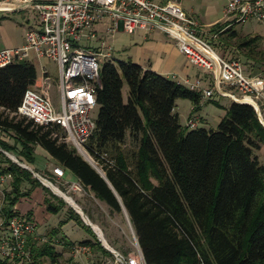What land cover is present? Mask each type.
<instances>
[{
    "label": "trees",
    "instance_id": "trees-1",
    "mask_svg": "<svg viewBox=\"0 0 264 264\" xmlns=\"http://www.w3.org/2000/svg\"><path fill=\"white\" fill-rule=\"evenodd\" d=\"M225 24L215 23L210 30ZM221 33L228 39L236 32L230 25ZM258 40V35L243 36L235 50L253 58ZM254 59L264 72L263 62ZM35 77L33 64L26 60L0 67V131H10L14 138L12 144L0 140L2 150L13 151L17 144L16 155L30 163L37 145L110 211L121 212L122 205L146 264H264V127L249 104L230 101L215 130L187 128L173 111L175 100L187 98L194 111L201 99L198 91L129 59L105 62L94 86L95 128L87 140L103 179L58 139L62 133L56 125H39L14 114ZM261 147L259 159L256 151ZM2 161L0 175L8 174L11 180L1 208L5 223L16 214L11 207L27 195L21 190L24 183H30L29 189L46 188L28 170L6 157ZM53 197L55 202L43 198L50 213L64 203ZM67 219L94 236L76 214ZM63 223L39 244L27 238L33 260L46 257L57 263L52 239ZM59 239L72 246L63 236ZM77 244L88 246L95 264L100 256L112 257L94 237ZM0 264L14 263L0 259ZM67 264L77 263L68 258Z\"/></svg>",
    "mask_w": 264,
    "mask_h": 264
},
{
    "label": "built area",
    "instance_id": "built-area-1",
    "mask_svg": "<svg viewBox=\"0 0 264 264\" xmlns=\"http://www.w3.org/2000/svg\"><path fill=\"white\" fill-rule=\"evenodd\" d=\"M0 3L8 4L10 8L5 10L10 12L29 7L37 18L35 27L25 29L19 46L0 49V67L26 60L36 66L35 73L43 88L39 91L34 83L25 88L14 114L39 125H56L62 133L58 139L93 163L87 140L95 128L91 112L96 108L94 86L99 83L97 58L107 61L112 58L110 52L96 51L86 44L96 39L95 25L107 21L105 18L111 22L106 30L109 33L118 28V22L128 33L150 26L165 32L176 41L178 50L190 64L202 74L210 75L211 88L200 89V79L196 78L188 82L189 89H199L204 98L217 93L234 102H248L257 109L264 124V72H247L238 58L220 55L209 40L197 33L195 22L175 0H0ZM248 19L264 21V0H225L221 21L225 26L206 34L210 40L217 39L224 28ZM99 46L104 47L102 42ZM41 60L51 61L58 72L56 95L60 109H55L50 101V77ZM195 126L196 121L188 118L186 127ZM50 171L57 179L63 177V168L59 165L52 166ZM8 178V174H1L0 183ZM66 187V191L76 193L83 189L78 181L66 182ZM4 230L0 235V259L12 263L17 258L29 260L31 253L26 242L27 238H34L33 222L12 215L5 221ZM132 237L136 243L133 233ZM72 251L73 257L80 261V254L87 253L89 248L77 244ZM113 264L146 263L140 253L129 252L121 258L113 256Z\"/></svg>",
    "mask_w": 264,
    "mask_h": 264
},
{
    "label": "rangeland",
    "instance_id": "rangeland-1",
    "mask_svg": "<svg viewBox=\"0 0 264 264\" xmlns=\"http://www.w3.org/2000/svg\"><path fill=\"white\" fill-rule=\"evenodd\" d=\"M156 1H158V0H156ZM5 9H7V8L0 7V49H2L4 47H17V46H19L22 42V37H23V33H24L25 29H27L28 27H35V25L37 23V18L34 15L31 8H29V7L14 10L11 12L7 11ZM105 19L107 20V22L109 21V23L111 25L110 20H108L107 18H105ZM232 29L235 30V32H236L235 36L232 38L226 39V37L224 38V36L226 34H222V33L219 34L217 39H211L210 40L209 36L207 34H204L203 37L205 39L209 40L211 45H213L215 50L220 55H223L224 57L232 56V57L238 58L240 60V62L244 65V68L247 72L249 69H250L249 71H251L253 73L259 72V70H261L262 67H260L259 61H257V59H254V58L259 57V59L264 64V21H256L254 19H248L244 23H234L232 25ZM254 35L259 36V40H258L256 49H255L257 56L254 54L255 57H253V58L251 57L248 59L246 56L243 55L242 52L235 50V43L239 38H241L243 36H254ZM110 39L111 38H109V40ZM93 42H94V40H92L91 42H88V44H86V46L94 48L96 51H101V52L108 51V52H110L111 58L113 60L111 59L109 62H111L113 64H115L116 61L119 60V59L115 58V57H119L118 53L116 51L105 49V48L95 47L93 45ZM79 44L83 45V42L80 41ZM259 55H261V56H259ZM97 62H98V67L100 69L102 64L107 62V59H104L102 57H98ZM41 63L45 66L47 73H48V76L50 77V87L48 89V95H49L50 101L54 105L55 109H60V104L58 102V97L56 95V85L58 82V72L56 70V67L51 61H48V60L47 61L41 60ZM248 66H251V67L249 68ZM39 83H40V78L38 77V75H36L35 80H34V84L36 85V89H38L39 91H42L43 88H42V86H40ZM31 88L35 89L34 87H31ZM121 91L124 94V100H125L126 93H127V89H126L125 84H123ZM233 93L237 96L239 95L237 92L233 91ZM202 98H204V97H202ZM204 99H206V100L205 101L201 100V105H198V107L194 111L190 112L189 100L187 98H183V97L177 98L175 101V110L178 113L179 124L186 127V123L188 121V118H190L189 115L194 112V113H196L195 116H197V118H196L197 119L196 120V127L197 128L215 130L218 117L222 116L223 111H225V109L228 106V104L230 103L231 99H229L226 96L218 95L217 93H213L211 98H204ZM96 112H97L96 108H94L91 112V117L94 120L96 118ZM3 133L5 136H3L2 134H0V136L4 137V138L7 137V141H5V142H7L8 144H12L14 141V138L11 135L10 131L9 132L4 131ZM16 149H18L17 144H15V149L13 151H5V150H2L0 148L1 151H5L8 154L12 155L18 162L25 164L23 162V160L18 158V156L16 155ZM262 150H263V147H261L259 150L256 151V154H257L259 159H262ZM1 151H0V163H3L2 160L4 159V157H6V158H8V157L5 156ZM91 157L95 161L94 156L91 155ZM8 159H10V158H8ZM33 159L34 160L32 163H28L29 166H27V164H25V165L27 167H30L31 170L33 169V171L36 172L41 177L48 180L51 183V185L56 187L55 189L57 191H59V194H61V195L65 194V196L68 199L70 197L72 199L71 201H73L78 206V208L86 216L88 221L90 223H92L93 226L96 227V231H97L96 233L100 234L103 241H104V239H106L105 241H107V242H105V241L104 242L106 244H108L109 248H111V249H113V250H115L121 254H126L127 252H130V253L136 252L135 251L136 250V243L134 242L133 237H132L133 229L131 227L130 222L128 224V222H127L124 214L122 213V211L118 212V216H120V217H118V219H117V214L110 211L108 209V207L102 201H100L96 198L94 199L93 197H91V195H86L83 192V189L88 194H92L86 188H83L82 191L80 192L81 194L84 195V197H81V200L78 201L76 194H79V193H76L74 191L66 192V190L64 188V186L66 187L65 183H63L62 181L56 180L54 177H52V175L48 176V177H44L41 175L43 173L46 165L48 163L52 164L51 161H49L48 159H46L45 157H43L39 154H34ZM96 163H97V161H96ZM93 164L98 168L97 164H95V163H93ZM32 177L35 178L36 180H38L33 175H32ZM64 179L68 180L67 182L70 183V182L74 181L73 180L74 176L72 175V173L70 171L67 170V171H65L63 180ZM10 182H11V180H7V183L5 184L6 186L3 185V189L1 191L2 194L0 196V199H1V204H0V221H1V223H0V227H1V231H2L1 233L2 234H4V232H5V230H4L5 223H2L3 217L1 214V208L6 205L4 200H3V194L9 191ZM38 182L42 186H44L39 180H38ZM24 184L22 185L21 190L25 191L26 189H28L30 187V183H26V186ZM6 187H8V188L6 189ZM32 187H35V185ZM38 187L41 188V186H38ZM45 188H46V190H44V191L50 196V198L48 197V199L51 202L56 201V199L53 196L60 198L52 192L53 189L51 190L49 187H46V186H45ZM81 203L82 204L85 203L86 204L85 208H88L90 210V212H92V214H93L92 219L95 222H92L90 220V218L87 217V215H86L87 212H85V210L82 208L83 206L80 205ZM61 205L66 206V208H67L66 210H68V215L74 216L76 214L78 216V218L80 219V221L82 223H84L82 221L80 215L78 213H76L67 203L64 202ZM113 213L115 216H113ZM14 215H18V216H21L23 218L26 217L24 214H20L19 212H16V214H14ZM88 215H90L89 212H88ZM74 223H75V221H74ZM95 223L97 224V226ZM90 231L93 232L91 230V228H90ZM93 234H94V236H92L85 227L80 226L76 231H74L70 235L69 240L73 241V240H78V239L80 240L83 238H91V240H92L93 237L97 239L94 232H93ZM60 240L61 239H59V241ZM41 242L42 241H40V243ZM55 242L56 241L53 240V244ZM71 243H72V246H66V245H64V243L62 241H60V243H59L60 247H57V253L59 254L58 259H57V264H67L68 258H70V260H72L73 262H76L77 264H95V259L93 256L90 255L91 254L90 251H88L87 253H84V254H80V257H81L80 261L78 260V257H73L72 247L77 245V242H71ZM110 243H113L115 245V247L110 245ZM99 244L101 245L100 242H99ZM121 256H123V255H121ZM32 260L33 259L30 256L29 260L17 258L14 260V262L20 261V262H23L25 264H51V262L48 260V258H45V257H42L39 260H33V261ZM99 263H100V261H98V264Z\"/></svg>",
    "mask_w": 264,
    "mask_h": 264
},
{
    "label": "crops",
    "instance_id": "crops-1",
    "mask_svg": "<svg viewBox=\"0 0 264 264\" xmlns=\"http://www.w3.org/2000/svg\"><path fill=\"white\" fill-rule=\"evenodd\" d=\"M175 1L179 3L185 14L195 22L196 24L195 28L199 35L203 36L204 34L207 33V31L210 30L211 26H213L215 23L216 24L221 23L222 21L223 6L225 0H175ZM108 27H109V22L107 21L98 22L95 25L96 39L93 42V45L95 47L100 48L99 45L102 42L104 45L103 48L114 50L118 53L119 57H115V58L119 60L129 59L131 62L138 64L143 69H148L150 71L163 75L164 77L174 80L178 83L184 84L187 87H188V82H191L194 79L198 78L200 79V89L211 88L212 80L210 78V75L206 73L202 74L199 68L190 64L186 59V57L178 50L176 41L171 37H169L165 32L159 30L154 26H150L147 29L135 28L131 33H128L125 30H123L122 24L120 22H118V28L112 33L106 31ZM109 38L111 39L109 40ZM33 66L34 68H36L34 64ZM195 91H198L200 93L199 89ZM122 99L124 100L123 93H122ZM201 100L205 101L206 99L202 98L201 95L199 105H201ZM191 107L192 105L190 102V109H189L190 112L192 111ZM173 111L176 112L175 105ZM176 114L178 116L177 112ZM195 114L196 113L193 112L189 115V117L193 118L196 121L197 116H195ZM223 114L224 111L222 115ZM220 118L221 116L218 117L217 122L219 121ZM0 134L5 136L2 131H0ZM0 140L5 142L7 141V137L4 138L0 136ZM34 154H39L52 162V164L48 163L46 165L43 173L41 174L44 177L51 176L52 174L50 168L52 166H57L58 164L42 148H40L37 145L33 147L32 162L34 160L33 159ZM18 158L23 160L21 157ZM23 162L27 164V166H29L28 165L29 162H25L24 160ZM65 171L67 170L63 169V177L61 179H57L53 175L52 177L66 184L68 180L65 179L63 180ZM7 180H10V178L0 183V196L2 194L1 191L3 189V185L7 183ZM73 180H74L73 182L77 181L75 177ZM24 185L26 186V183ZM7 188L8 187H6V189ZM64 188L65 190L67 189V187L65 186ZM25 191L27 192V195L20 197L16 201V203L11 207V209L16 212H19L20 214H24L27 220L33 222L35 226V233H34V238L32 237L28 238L29 242L34 244L35 243L39 244L40 243L39 238L41 236L45 238V235H47L46 233L49 232L51 228H56L57 223L59 221H64V223L58 228L57 230L58 232L54 235L53 240L56 241L53 244L54 251L57 252V247H60L59 243L62 240L59 241V238L61 236H63L65 240L69 242L79 241V239L73 241L69 240L70 235L74 231H76L80 226L75 224L73 220L67 219L68 210H66L67 209L66 206H62L56 213H50L45 210V206L43 204V198L44 197L50 198V196L42 188L35 186L32 187L31 189L28 188ZM83 192L86 195H91V197L95 199L93 194H88L84 189ZM76 197L77 200L79 201L81 200V197H84V195L79 193L76 194ZM0 204H1V199H0ZM80 205H82L83 206L82 208L85 210V212H87L86 214L87 217L90 218L92 222H95L92 219L93 218L92 212H90L88 208H85L86 204L81 203ZM88 212L90 213V215H88ZM115 214H117V219H118V217L120 216H118V213ZM113 216H115L114 213ZM91 225L93 224L91 223ZM1 232L2 231L0 227V235L2 234ZM83 239H91V238H83ZM105 240L106 239H104V241ZM110 245L115 247L113 243H110ZM89 251L91 252L90 255L93 256L94 253L90 249ZM135 251L137 253H141L139 247H136ZM128 253L129 252H127L126 254H121V253L119 254L126 256ZM100 257L101 260L99 264H113V255L112 257L110 256L108 257L106 255ZM13 263L25 264L20 261L18 262L15 261ZM51 264H57V263H51Z\"/></svg>",
    "mask_w": 264,
    "mask_h": 264
},
{
    "label": "water",
    "instance_id": "water-1",
    "mask_svg": "<svg viewBox=\"0 0 264 264\" xmlns=\"http://www.w3.org/2000/svg\"><path fill=\"white\" fill-rule=\"evenodd\" d=\"M239 103H246V104H249L248 102H239ZM250 105V104H249ZM251 106V105H250ZM253 110H254V113H255V115H256V117H257V119H258V121L260 122V124L264 127V124H263V122L260 120V118H259V116H258V112H257V109H255V108H253ZM1 151V150H0ZM5 156H7L8 158H10L11 159V161H13L14 163H16L17 165H19L20 167H22V168H24V169H26V170H28L34 177H36L44 186H46V187H49L50 189H51V183L48 181V180H46L45 178H43V177H41L40 175H38L36 172H34L33 170H31L29 167H27L25 164H23V163H20V162H18L12 155H10V154H8L7 152H5V151H1ZM80 157L82 158V159H84L103 179H104V176H103V174L101 173V171L91 162V161H89V160H87L85 157H83V156H81L80 155ZM106 181V180H105ZM107 182V181H106ZM56 188V187H55ZM52 190V189H51ZM52 192L55 194V195H57L58 197H60L65 203H67L76 213H78L79 215H80V217H81V219H82V221L87 225V226H89L90 228H91V230L95 233V236L97 237V240L101 243V246L102 247H104L106 250H108L113 256H115V257H118V258H121V256H120V254L117 252V251H115V250H113V249H111V248H107L106 246H104L103 244H102V242H101V239H100V237H99V235L96 233V231H95V229H94V227L91 225V223L88 221V219L86 218V216L82 213V211L78 208V206L73 202L72 204L71 203H69V202H67L61 195H59V194H57L56 192H54L53 190H52ZM70 198V197H69ZM71 199V198H70ZM72 200V199H71ZM120 207H121V211H122V213L124 214V216H125V218H126V220H127V222H128V224H129V220H128V217H127V214H126V212H125V210H124V208H123V206L122 205H120ZM136 244H137V242H136ZM138 246V245H137ZM141 254V253H140Z\"/></svg>",
    "mask_w": 264,
    "mask_h": 264
},
{
    "label": "bare ground",
    "instance_id": "bare-ground-1",
    "mask_svg": "<svg viewBox=\"0 0 264 264\" xmlns=\"http://www.w3.org/2000/svg\"><path fill=\"white\" fill-rule=\"evenodd\" d=\"M0 7H2V8H10V6L8 5V4H6V3H0ZM247 100H248V98H246ZM87 160H89V161H91L87 156H84ZM92 162V161H91ZM93 163V162H92ZM51 187V189H53L57 194H59V191H57L56 189H55V187L53 186V185H51L50 186ZM59 195H61V194H59ZM67 202H69V203H71L72 201L70 200V199H68L66 196H65V194H62L61 195ZM73 203V202H72ZM71 203V204H72ZM93 226V225H92ZM94 227V229H95V231H96V227L95 226H93ZM97 232V231H96ZM98 234V233H97ZM99 235V237H100V239H101V242H102V244L104 245V246H106L107 248H109V246L103 241V239H102V237L100 236V234H98Z\"/></svg>",
    "mask_w": 264,
    "mask_h": 264
}]
</instances>
